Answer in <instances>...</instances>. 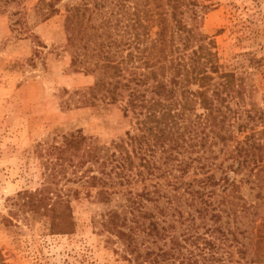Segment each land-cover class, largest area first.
Here are the masks:
<instances>
[{"label":"trees","instance_id":"16d2710c","mask_svg":"<svg viewBox=\"0 0 264 264\" xmlns=\"http://www.w3.org/2000/svg\"><path fill=\"white\" fill-rule=\"evenodd\" d=\"M21 1L0 0V11L2 5ZM41 3L49 15L58 12L54 3ZM93 4L91 9L89 0H81L66 14L71 68L97 77L94 86L76 92L75 107L124 104L134 130L108 147L76 131L43 149L46 184L36 193L37 218L48 221L53 234L72 233L67 190L59 188L64 181L80 183L88 195L97 190L100 200H106L115 187L164 177L184 180L194 168L195 176L202 175L193 179L200 189L188 191L199 202L196 213L212 225L197 224L189 215L183 220L186 232L178 238L167 222L170 212L158 205L159 191L135 199L129 193L126 206L108 222L125 246V259L130 264H264V216L258 217L239 194L243 183H251L264 201V122L261 130L251 126L257 120L242 108V79L219 64L214 43L197 44L187 18L199 17V0ZM231 144L232 164L206 162L217 157L204 156L212 147L221 145L223 152ZM145 201L153 207L147 210ZM201 225L203 233L198 232Z\"/></svg>","mask_w":264,"mask_h":264},{"label":"rangeland","instance_id":"374dc122","mask_svg":"<svg viewBox=\"0 0 264 264\" xmlns=\"http://www.w3.org/2000/svg\"><path fill=\"white\" fill-rule=\"evenodd\" d=\"M42 1L54 3L58 12L49 15V7ZM58 1L22 0L2 5L0 11V257L4 264H130L124 257V244L108 229L110 215L123 210L129 193L135 199L142 192L159 191L158 205L170 212L167 222L174 225L176 237L186 232L183 220L189 215L197 224L212 225L208 217L203 221L196 213L199 202L194 203L188 191L200 189L199 180L193 179L202 175L195 176L191 168L184 180L164 177L115 187L106 200H100L97 190L88 195L80 183L64 181L59 188L67 190L75 223L72 233L53 234L49 222L37 218L36 193L46 184L40 157L43 149L76 131L108 147L134 130L131 114H124V104L75 107L79 100L76 92L94 86L97 77L71 68L65 20L67 9L81 0ZM93 2L89 0L91 9ZM199 5V17L187 18V24L194 30L197 44L213 42L219 64L242 79V108L255 116L257 121L251 126L261 130L264 0H199ZM233 145L223 152L221 145L212 147L204 156L217 157L206 162L232 164L228 156ZM201 155L194 153L193 158ZM235 178L240 181L242 175ZM216 191L221 192L219 188ZM258 193L253 184L243 183L239 194L260 217L264 216V201ZM145 204L147 210L153 207L152 202ZM202 226L199 233L204 232Z\"/></svg>","mask_w":264,"mask_h":264}]
</instances>
